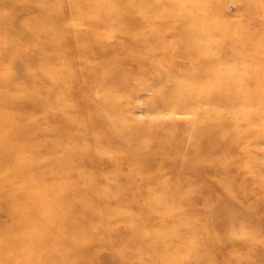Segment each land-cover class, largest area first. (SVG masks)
I'll list each match as a JSON object with an SVG mask.
<instances>
[{"label": "rangeland", "instance_id": "1", "mask_svg": "<svg viewBox=\"0 0 264 264\" xmlns=\"http://www.w3.org/2000/svg\"><path fill=\"white\" fill-rule=\"evenodd\" d=\"M41 1H0V100L32 98L40 85L36 96L45 99L49 94L54 103L35 113L0 106V166H6L0 167V249L6 236H23L32 242L29 253L18 255L12 264H124L119 259L132 251H147L143 242H134L133 231L123 229L135 215L143 221L153 218L142 208L150 194L156 201L162 194L173 195L174 199L163 202L175 209L159 221H150L149 226L157 229L161 222L172 226L178 220L185 225L180 231L183 236L194 238L185 251L170 247L166 257H156L155 264L178 257L185 264L192 259L200 264H264V126L260 124L264 122V0H118L133 8L132 26L116 23L120 31H132V43L121 34L110 36L106 18L94 31V25L86 26L78 17L69 22L74 46L59 47L60 38H56L54 43H36L30 52L36 61L72 54L77 69L70 83L54 82L53 69L33 66L19 55L20 44L36 40L24 25L47 11L53 13L56 4L72 0ZM93 2L97 6L108 3ZM110 4L105 12L118 13ZM105 12L99 11L103 16ZM70 14L65 18L70 19ZM89 14L96 15L92 10ZM43 24L47 26L45 20ZM23 28L27 29L25 38ZM82 37H96L111 58L122 49L131 51L133 58L116 72L96 68L94 60L99 54L79 63L76 43ZM41 46L46 50L40 55ZM91 66L93 77L83 82L81 73ZM198 94L215 96L214 104L200 98L181 106V98ZM233 95L248 100L241 105ZM245 113L257 121L248 122L249 129L244 124L247 120L243 122ZM96 117H103L105 125L116 123L120 132H113L111 144L101 142L91 155H118L124 160L128 151L119 149L122 139L143 130L144 143H155L158 156L166 150L158 149L157 139H183L185 145L197 143L199 157L218 162L219 171L215 175L201 171L195 176L168 169L151 173L131 188L123 187L117 182L119 171L89 169L78 158L77 144L90 146L91 138L105 129L104 125L92 127ZM210 119L215 120V132L225 128L213 145L205 139L213 127ZM72 120L78 121L72 124L77 133L86 125L90 141L77 136L67 144L59 139V148H54L55 138L42 137L60 126H70ZM206 146L209 151L204 153ZM5 169L16 174V189L26 191L25 177L32 186L43 187L35 199L39 207L34 217L41 221L31 222L27 231L20 229L24 225L20 201L2 192L9 194ZM133 192L142 198L137 209L123 204L124 196ZM177 200L182 202L177 204ZM250 213L256 214L254 218L248 219ZM139 232L134 231L138 239ZM136 255L137 264L147 261L142 254ZM0 264L10 263L0 258Z\"/></svg>", "mask_w": 264, "mask_h": 264}, {"label": "bare ground", "instance_id": "2", "mask_svg": "<svg viewBox=\"0 0 264 264\" xmlns=\"http://www.w3.org/2000/svg\"><path fill=\"white\" fill-rule=\"evenodd\" d=\"M3 2H24L25 0H0ZM43 1V2H42ZM41 2L44 3L46 0H42ZM49 1V0H47ZM97 1V0H96ZM110 6H113L112 8L116 7L118 13H113V14H107L105 12V9L107 8L106 3L101 4L100 6L95 5L96 2H93V0H72L69 1L68 3H61V4H56L55 9L53 13H50L49 11L45 12L40 16L39 19L36 21L32 22L31 24L24 25L28 30L31 29L35 34H32L33 37H36V40L33 39V42H30L29 40L26 41L28 43L20 44V47H18V52L20 56H26L25 59L26 61L33 65L36 64L38 68L41 66L47 67L49 69H53V81H62V82H67L70 83L73 80V75L74 72H76V65L72 62L73 56L65 55V56H60L54 61H52L49 58H45L43 60H37L32 59L30 56V52L34 51L33 45L40 41H48L50 43H54V40L56 38H60L59 42V47L62 48H68L73 45V41L69 37L71 34L72 27L70 26L69 22L76 21L78 17H82L83 22L85 23L86 26H91L94 31H97L96 27H98L102 24H104V18L109 21L108 23L110 24V30L108 34L113 35V36H119L124 35L127 41H130L132 43L134 35L132 31H120L119 28L117 27L116 23H123L124 25L127 26H132L133 25V19L129 16L130 13L132 12V7L128 6L127 4H122L118 2V0H107ZM94 3V4H93ZM98 9V10H94ZM90 10L95 12L94 17H89ZM104 10V12L107 14L106 16L100 15L99 11ZM99 13V15L97 14ZM67 13H71L72 15L70 19L65 18V15ZM38 18V17H37ZM42 19V20H40ZM45 20L47 23V26L44 27L45 24L41 25V21ZM115 24V25H113ZM27 29L23 28V35L24 38L27 33ZM95 34V33H93ZM99 34V33H98ZM98 36V35H96ZM123 37V38H124ZM23 38V39H24ZM94 38V39H93ZM43 39V40H42ZM96 37H82L81 39L77 40V47H79V63H82L85 61V59H90L93 60L94 54H99V59L94 60L95 62L98 63L96 68H100V70L104 69H110V72L112 71H117L120 67H122V64H127L129 60L133 58L132 52L128 50H120L119 55H116L114 57H110L111 55L108 52V49L106 47H103L101 45V42L98 40H95ZM25 40V39H24ZM23 40V41H24ZM131 43L130 46L131 47ZM88 47V50L86 49ZM45 46L40 47V55L42 54ZM12 50V49H11ZM31 59H30V58ZM110 57V58H109ZM80 65V64H79ZM34 66V65H33ZM93 69L94 67L91 66V68L88 69V72H82L81 76H85L82 81L84 82L88 78L93 77ZM120 70V69H119ZM82 77H80L79 80H81ZM44 79V78H43ZM45 80V79H44ZM50 80V79H49ZM78 80V81H79ZM46 81V80H45ZM74 84V82H73ZM74 86V85H73ZM72 87V86H71ZM41 90V86L37 85L35 89V95L32 96V98H26L24 96H19V97H11L9 99H3L0 100V106H7L11 109H21L22 111L25 110L26 112L29 113H35L40 110L41 107H45L47 105H53V101L51 99V96L47 94L45 96V99H39L36 94ZM102 96V95H101ZM220 99L225 98L224 95H218ZM200 98L207 100L209 103L212 105L215 102V96L213 95H203L201 96L200 94L198 95H186L183 99L181 98V106L186 107L187 103L194 104L196 102H199ZM233 98L235 101H238L242 104H245L247 102V97L243 96L240 97L239 95H233ZM89 99V98H88ZM92 99V98H91ZM162 101V100H161ZM165 103L166 100L162 101V103ZM181 107V108H182ZM96 110V109H95ZM249 111V110H248ZM94 113V112H93ZM106 113V112H104ZM245 117L243 119L247 120L246 126L248 129L250 126L248 125V122H254L257 123L255 119H250L251 117L248 115V113L244 114ZM210 124L213 125L211 130L206 131L207 133L205 134V139L206 143L209 144H214L215 143V138L217 139L220 134H222L225 130L224 127L221 126V128L215 132V120L210 119ZM103 117H96L94 125L99 126L103 125L105 126V129L103 132L97 134L94 136V138H91V144L90 146H81L77 144L76 150L79 152L78 158L83 159V162L85 163L86 168L89 167V169H95L97 166L100 167L101 169L105 170H117L120 172V177H118V183L122 185L123 187H132L133 185L136 184V181L141 180L144 177H147L153 172H161L165 171L168 169H174L177 172L184 173L188 172L189 174L199 176L200 172L202 171H210L213 175H215V171L217 168L219 169L220 164L217 162L215 164L214 161H208V159L205 158H200V151L201 149L197 146V143H189L185 145V143H182L180 139L179 141H159L158 139L156 142H158V149H165L164 154H161L158 156L156 154V145L154 146L155 143L145 142V131L140 130L137 132V134L132 133V137L130 138H123L122 143L119 145V149H124L125 152L127 153V156L124 160H122V156H107V155H91L90 152H93V149L98 146L101 142H108L111 144L110 141H113L110 139V135H112V138H114V133L118 132L120 129H118V126L116 123L114 125H105L102 124ZM260 121V119H259ZM258 121V122H259ZM78 121L72 120L68 125L70 126H60L57 130H53L48 133H44L42 137H53L55 138L56 142L54 145V148H59V142L60 140L63 141L62 143H72L73 139L77 136H79L81 139L86 138L87 140L90 141V135L89 130H86V125L84 131H80L79 133L75 132V130L72 127V124L77 123ZM260 124L264 126V122L261 120ZM91 127V125H90ZM264 128V127H263ZM116 131V132H115ZM120 132V131H119ZM124 133V131L122 130ZM132 132V131H131ZM123 133H121V136H123ZM120 136V135H119ZM60 139V140H59ZM155 139V138H154ZM129 140H132L133 142H128ZM147 141V140H146ZM144 143V144H143ZM209 148L206 146L205 150H202L204 153H206ZM59 150V149H56ZM90 153V154H89ZM74 154V152H73ZM89 154V156H88ZM75 155V154H74ZM222 165H229L230 161L227 162H222L220 161ZM262 163V162H261ZM231 165V164H230ZM1 168L6 167V166H0ZM71 167V166H70ZM4 169V168H3ZM129 169H134L135 172L131 175H126L123 172L128 171ZM73 169H70V172ZM239 171V169H238ZM4 180L6 184L9 185V194H5L4 191L2 190L3 194L10 198L14 197L15 200L20 201V215H22L21 218L22 222L24 223L23 226L20 224V229L26 230L29 227V224L33 222L32 224H37V222H40L41 220L35 219V211L37 207H39L38 201H36L37 193L42 190V186H32L31 184L27 183V178L25 177L26 181L24 183V188L26 189L21 191V187H16L14 188V179L16 178V174L13 172L12 169H5L4 171ZM232 172V170L230 171ZM234 172V170H233ZM232 172V174H233ZM230 175V177L232 176ZM163 180V179H162ZM175 180V179H174ZM236 180V179H235ZM234 180V181H235ZM149 186V185H148ZM28 187V188H27ZM149 188V187H148ZM20 189V190H19ZM118 194V193H116ZM239 194V193H238ZM240 195V194H239ZM238 195V196H239ZM247 196V195H246ZM6 198V200H9ZM167 198H172L174 199V196L170 195L167 196V194H162L159 198L158 201L156 199H153V196L150 194L147 198V200H143L142 208L143 211H148V216H152L153 218H149L147 220L149 221H143V219L139 215H135L134 217L128 219L125 222V228L123 230H126L128 233L132 232L133 234V239L136 241H141L144 244V247L147 248L146 252L142 253H137L132 251V253L128 256H126L124 259L120 258L119 261H124V264H131L133 260L134 264H137V258L136 254H142V256L147 257V261L141 260L139 261V264H155V259L156 257L163 255L167 256L168 254V249L170 247H175L178 246L180 247L181 250L185 251V248L188 246H191V243H193L194 238L191 236H183L181 230L185 226L183 225L180 221L176 220L172 226H169L165 223H160L159 227L157 229L151 228L149 225L151 224L150 221H159V219H162L164 216H168L172 211H174L173 207L171 206H166L165 201ZM142 198L139 197L136 193H131V194H126L123 199V204L130 206L133 209H137L136 205H139L141 203ZM10 202V201H9ZM177 204H180L182 200H177ZM235 202V201H234ZM11 203V202H10ZM176 204V205H177ZM121 211V210H119ZM263 213V212H262ZM261 213V214H262ZM256 214L250 213V216L248 215V219L254 218ZM139 216V217H138ZM240 218V217H239ZM213 221V220H212ZM195 223V222H194ZM31 224V227H32ZM25 226L27 228H25ZM186 228H189V226H186ZM140 229L142 231L141 233L139 232V238L134 234L135 230ZM10 236L5 237V241H3V247L0 249V258L2 261L9 262L10 264L14 263L12 259H15V257H24L30 247L32 242L29 240H25L24 237H15V235L12 237V239H9ZM1 245V244H0ZM129 249L128 252H131V246H127ZM10 254V255H8ZM134 259H132V258ZM136 258V259H135ZM40 259V258H39ZM37 260V259H36ZM12 261V262H11ZM35 260H33L34 262ZM189 264H200L198 259H192L188 261ZM161 264H185V260L182 257H178L176 259H164ZM212 264V263H210Z\"/></svg>", "mask_w": 264, "mask_h": 264}]
</instances>
